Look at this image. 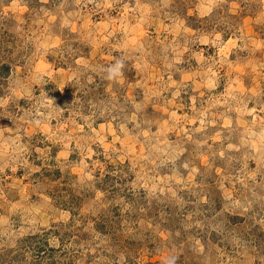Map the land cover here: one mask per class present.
I'll return each instance as SVG.
<instances>
[{
	"label": "rangeland",
	"instance_id": "rangeland-1",
	"mask_svg": "<svg viewBox=\"0 0 264 264\" xmlns=\"http://www.w3.org/2000/svg\"><path fill=\"white\" fill-rule=\"evenodd\" d=\"M0 264H264V0H0Z\"/></svg>",
	"mask_w": 264,
	"mask_h": 264
},
{
	"label": "clouds",
	"instance_id": "clouds-1",
	"mask_svg": "<svg viewBox=\"0 0 264 264\" xmlns=\"http://www.w3.org/2000/svg\"><path fill=\"white\" fill-rule=\"evenodd\" d=\"M125 63L123 59H117V61L105 69V79L109 81H117L123 77V68Z\"/></svg>",
	"mask_w": 264,
	"mask_h": 264
}]
</instances>
